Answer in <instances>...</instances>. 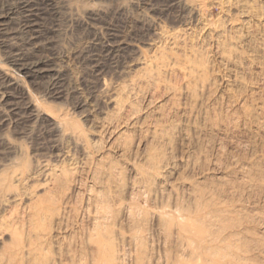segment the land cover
<instances>
[{
    "label": "rangeland",
    "instance_id": "obj_1",
    "mask_svg": "<svg viewBox=\"0 0 264 264\" xmlns=\"http://www.w3.org/2000/svg\"><path fill=\"white\" fill-rule=\"evenodd\" d=\"M16 1L0 0V10ZM33 1L43 12L37 17L41 52L30 45L23 7L16 8L0 30V68L20 80L10 90L13 100L31 101L40 115L32 121L11 115L3 129L11 144L0 141V252L12 241L14 226L29 227L34 207L44 198L71 196L70 206H82L95 189L93 182L111 169L120 173L122 185L134 169H145L149 178L145 197L143 188L129 193L126 187L122 196L135 202V218L148 220L143 232L152 262L162 257V237L151 215L176 198L190 202L198 187H223L221 198L229 207L245 208L243 213L264 221V193L253 185L241 187L248 174L254 182L259 173L264 178V0H145V9L132 7L133 13L139 10L143 24L129 29L115 13L123 0H71L83 9L80 12L104 2L108 9L100 32L72 28L57 36L51 32L55 17L43 9L41 0ZM110 28L125 32L136 45L122 74L106 71L108 88L98 97L101 87L80 51L93 35L105 36ZM57 38H66V50L49 44ZM50 52L56 53L55 62L65 73L61 96L45 82H32L9 62L15 53L27 61L36 53ZM199 79L207 82L205 88ZM234 126L230 132L224 129ZM254 168L261 171L257 174ZM262 230H256L254 246L249 242L258 260L252 264L264 260V253L255 249L264 244ZM59 245H53L50 261L69 246L65 240Z\"/></svg>",
    "mask_w": 264,
    "mask_h": 264
},
{
    "label": "bare ground",
    "instance_id": "obj_2",
    "mask_svg": "<svg viewBox=\"0 0 264 264\" xmlns=\"http://www.w3.org/2000/svg\"><path fill=\"white\" fill-rule=\"evenodd\" d=\"M41 3L43 9L51 12L56 19L53 28L51 26L52 34H56V36L62 31L65 34L70 33L72 28H80L88 34H96L100 30V23L105 18L108 9L104 2L99 7L85 8L87 10L82 12L80 10L83 9L79 10L71 0H41ZM35 4L33 0H17L11 5L7 4L9 5L8 8L5 7L6 9L0 10V30H3L5 22L10 18L12 12L19 6L23 7L24 11H22L21 17L30 32L28 39L31 40L30 45L34 49L30 47L39 53L44 46H41L39 39L41 29L37 17L43 12H40L39 10L42 8L35 7ZM139 5L145 9V0H123L118 3L115 13L118 17H123L127 29L131 28L132 24L142 21V15L137 13L139 10L137 9L136 13L132 11V7L136 8ZM127 29L126 32L129 33ZM7 37L9 39L8 35L5 38ZM65 39H52L48 42L51 46L60 44L66 50ZM135 45V40L127 38L125 32L110 28L105 36L93 35L80 51L101 87L97 90L99 91L98 97H102L107 90L106 87L108 88L106 86L108 83L105 82L106 71L108 74L109 72L110 74H122L125 71V62L133 55L132 49ZM37 53L33 59L27 61L19 53H15L10 57L9 62L32 82H45L49 90L60 95L66 79L62 68L55 62L56 53L50 52L51 54L46 55H37ZM225 59L228 61V58L225 57ZM195 79L193 77V80ZM199 80L201 81V88H205L207 82ZM19 85L20 80L17 77L0 68V141H6L10 144L9 137L3 129L8 125L11 115L17 116L18 121H32L40 116L31 101L18 104L13 100L10 90ZM212 125L213 123L208 124L210 127ZM224 129L230 132L235 130V126ZM254 169L256 170V168ZM104 170L101 171L104 172ZM112 170L103 174V177L106 176L105 178L101 175L98 176L99 179H103L98 180L96 177V181V175L94 176L93 184L95 185L93 187L95 186V189L88 191L89 196L85 198L88 200L82 206L78 205V199L75 202L78 207H76L77 205L70 206L71 200L69 199L71 196L66 195L58 199L54 196L47 197L40 201L38 206L36 204L35 210L32 211L34 213V215L32 214L33 219L31 217L32 220H28L29 227L27 226L26 230L23 228L25 226L22 227L23 229H20L18 225L14 228L10 227L12 228L10 230L12 241L1 250L0 264H249L253 262V259H256V255L254 257L252 251L249 250V242L253 246L256 244L257 240L256 242L254 240L256 230L260 228L264 232V221L262 223L255 221V215L250 217L246 215L247 213H243L242 211L245 212L246 209L241 210V205H239L241 208H236L235 205L229 207L228 200L221 198V193H223L221 188L223 187L208 186L194 189L193 198L190 199V202L184 203L176 198L173 203L161 205L153 212L151 221L155 222L157 233L162 237V257H157L158 259L155 257L156 260L152 262L153 255H150L149 252L151 250H149L147 234L144 235V224L148 220L144 219V223V221L135 218L132 210L137 207H132L131 196H122V187H126L128 191L130 190L129 193L143 188L144 190L141 191L144 195L140 194L145 197L147 193L145 192V194L143 191L148 190H145V187L149 178L145 174V169H134L129 181L122 185V179H120L121 183L118 181L120 173L118 172V175ZM250 170L247 169L251 173ZM253 171L252 173H255ZM256 171L258 174L259 169ZM241 173L246 177L247 172L245 170ZM250 175L248 174L247 178ZM258 175V178L261 176L257 180L258 182H254V176H250L252 180L249 184L245 183L246 178L241 187H249V185L252 187L253 185L264 193V178L262 175ZM18 177L16 175L15 179ZM148 185L151 188L149 183ZM231 185L234 187L233 184ZM232 186L231 188H233ZM235 187L239 188L240 183ZM135 194L137 193L135 192ZM72 205L74 204L72 203ZM138 216L141 215L138 214ZM262 217L257 219L261 218L260 220H262ZM64 240L69 245H67V251L60 252L59 259L50 261L48 256L49 253L53 252V245L60 246L61 249L59 244H62ZM255 249L264 253V244L255 246ZM263 261H259V263L261 264Z\"/></svg>",
    "mask_w": 264,
    "mask_h": 264
}]
</instances>
